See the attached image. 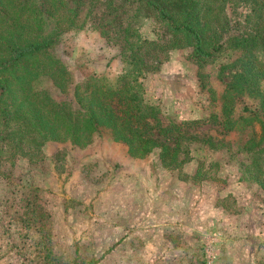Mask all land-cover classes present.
Segmentation results:
<instances>
[{"label":"trees","instance_id":"16d2710c","mask_svg":"<svg viewBox=\"0 0 264 264\" xmlns=\"http://www.w3.org/2000/svg\"><path fill=\"white\" fill-rule=\"evenodd\" d=\"M239 6L247 9L242 28L226 34L227 10ZM85 28L118 47L120 72L75 79L56 48L64 33ZM172 51L196 65L199 79L208 66L216 71L207 116L178 121L148 101L146 77ZM204 124L221 137L195 131ZM95 140L120 142L135 158L153 155L199 184L218 178L219 162L183 167L194 150L219 152L235 161L240 182L264 191V0H0V169L20 158L37 163L48 145L83 149ZM33 191V219L49 244L50 216Z\"/></svg>","mask_w":264,"mask_h":264},{"label":"rangeland","instance_id":"374dc122","mask_svg":"<svg viewBox=\"0 0 264 264\" xmlns=\"http://www.w3.org/2000/svg\"><path fill=\"white\" fill-rule=\"evenodd\" d=\"M246 12L243 6L227 10L230 25L226 34L239 32ZM143 32L154 38L150 26L146 25ZM56 50L75 79L85 72L114 75L122 67L118 47L107 44L90 29L64 33ZM171 60L173 64L183 65V70L181 67L179 70L183 71L184 81L180 75L171 79L184 88L171 87V90L168 83L156 88L150 80L148 101L159 98L156 94L163 88L167 96L162 107L165 113L178 121L207 116V87L219 85L216 71L208 66L207 76L199 79L196 65L184 60L179 52L172 51L167 61ZM219 130L204 124L195 131L221 137ZM57 150L60 151L57 153ZM44 154L37 163L20 158L16 166L0 169V261L6 256L11 258L4 264H72L76 256L100 258L96 264H158L160 257L149 254L152 249H144L143 257L139 250L128 253L129 247L154 246L146 236L157 227L174 246L182 248L179 264H191V261L201 264L202 258L206 264L207 257L213 256L216 260L211 264H228L224 238L227 234L237 236L229 216H242L245 236L255 229L261 233L262 239L254 235L248 239L253 252L248 251L250 261L246 259L244 264L264 260V191L255 184L240 182V169L235 161H229L219 152L194 150V160L183 167L182 172L190 173L198 158L206 163L219 162L218 178L200 184L184 181L177 170L160 167L153 155L132 157L120 142L95 140L83 149L48 145ZM33 188L37 189L39 202L50 216L49 244L43 240L33 219ZM164 188H167L165 193L156 195ZM173 190L179 194L177 197ZM189 192L192 195H186ZM141 206L143 214L138 211ZM187 206L191 207L192 217H202V226L195 229L192 251L185 252L187 242L181 224L189 216ZM200 206L207 209L201 210ZM128 208L135 213L127 212ZM215 210L222 212L218 211V219L213 214ZM171 213L178 219L170 218ZM48 247L52 248V259L48 257ZM162 263L166 264L165 261L159 264Z\"/></svg>","mask_w":264,"mask_h":264},{"label":"crops","instance_id":"0c3cea01","mask_svg":"<svg viewBox=\"0 0 264 264\" xmlns=\"http://www.w3.org/2000/svg\"><path fill=\"white\" fill-rule=\"evenodd\" d=\"M181 65L182 64H179V65L176 63L173 64L172 60L164 62L160 66V69L158 72L153 73V74H149L146 77V82L148 80L147 85L150 82V80H153L156 88L162 86V84L167 85V83H168V87L170 89H171V87H173V89H175V88L176 89H178V88L183 89L184 88L183 85L179 86L178 84H174L172 82V79H171L172 77L180 75V78L184 81L185 76L183 74V71L180 72V70H179L180 67H181V70H183V65L182 66ZM173 67H174V69H172ZM173 89H171V90H173ZM156 95L159 96V98H153L152 102L154 101L156 103H159L161 105V108L164 107V103L167 100V96L164 94L163 88H162V92H161V90H159ZM171 95H172V93H171ZM191 109H192V106L188 108V112H191ZM194 112H197L196 108H194ZM189 186H190V184L187 187L189 188ZM180 187H184V186L180 185ZM167 188L160 189L158 191V194H156V195H160L161 193H165ZM173 193H175L176 197H177V195H179L176 190H173ZM130 195H131V193H130ZM186 195L189 196L192 194L189 192V194H186ZM129 198H130V196H129ZM126 200H128V196H127ZM175 200H177V199L175 198ZM133 204H137V203H131V205H133ZM135 207L137 208V206H135ZM129 208H128L127 212H129L130 214L135 213L134 211L132 212V210H130ZM204 208H206V207L200 206L201 210H203ZM187 209L189 210V216L183 219V223L181 222L182 223L181 226L184 230V240L187 242V245H188V246L186 245L187 249L184 250L185 252L190 251V250L192 251V247L194 246L193 245V234H194L196 228H200L202 226V225H200V223L202 222V217L201 218L192 217L191 212H190L191 207L187 206ZM143 210H144V208L142 206L140 207V210L138 209V211H140V214H143ZM218 211L221 212L220 210H217V211L215 210L213 212L214 216L215 217L217 216V219H218V215H219ZM172 213H175V212H172ZM172 213L170 214L171 215L170 218H173L175 220L178 219V216L176 218V216H173ZM228 221H229V223H232V225H233L232 228L237 231V236L231 237V236H229V234L225 235V238H224L225 253L227 256H229V259H230V261H227V262H228V264H244V261L246 259H248V260L250 259V257H249L250 254L248 251L253 252V250L249 246L248 239L254 238L253 235L255 237H257L258 239H262L260 237L261 233L255 229V231H253L252 234H249L252 236H249V235L245 236L246 233L243 232L244 223H243L242 216L241 217L240 216H229ZM143 227L144 226H142V225L140 226L141 229H143ZM157 228L156 229L154 228L155 234L151 233L150 235H148L150 237L146 236L147 237L146 239H152V240H150V242L151 243L154 242V244H155L154 246H151L150 248H144V246H143V248H141V249L135 248V247L134 248L129 247L128 253L130 254V253H133V252L139 250L141 256L143 257L145 254L144 249L146 251H149V249H152V252H150L149 254L154 256V257L159 256L160 257L159 263L165 261L166 264H179V259H180V254H181L182 248H180L178 246H174L172 241L167 239L166 236L164 235V233L159 231ZM124 229H126V227H124ZM147 230H148V227L146 228V231ZM247 230L248 229H246V231ZM153 235H155V236L152 237ZM10 259L11 258L9 256L3 257V259H1V261H0V264H4L5 263L4 261H8V260L10 261ZM215 260H216L215 256H213V258L207 257L206 264L215 263L214 262ZM249 261H248V264H250ZM191 264H193L192 261H191ZM201 264H203V258L201 259Z\"/></svg>","mask_w":264,"mask_h":264}]
</instances>
